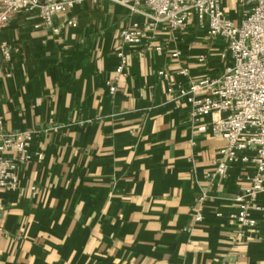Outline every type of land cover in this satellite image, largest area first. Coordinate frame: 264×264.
<instances>
[{"label":"crops","instance_id":"0c3cea01","mask_svg":"<svg viewBox=\"0 0 264 264\" xmlns=\"http://www.w3.org/2000/svg\"><path fill=\"white\" fill-rule=\"evenodd\" d=\"M223 4L238 21L239 2ZM66 16L77 25L58 17L57 34L34 28V13L0 30V42L18 48L0 55L3 131H34L31 152L42 153L18 165L16 190L0 189V264H264L263 214L251 212L261 240L236 239L228 219L238 178L253 166L236 163L225 178L213 176L226 140L167 92L169 84L178 91L221 75L231 64L220 56L224 41L193 22L184 31L149 27L145 15L106 0ZM134 21L144 35L123 46L128 64L117 73L119 31ZM183 67L188 76L177 73Z\"/></svg>","mask_w":264,"mask_h":264},{"label":"built area","instance_id":"2783aa9c","mask_svg":"<svg viewBox=\"0 0 264 264\" xmlns=\"http://www.w3.org/2000/svg\"><path fill=\"white\" fill-rule=\"evenodd\" d=\"M87 1L101 0H0V30L17 15L34 13L38 19L34 28H49L57 34L60 26L55 23L56 18L61 17L62 24L75 27V18L66 14ZM106 1L117 3L130 13L145 15L149 27L164 23L174 31H184L193 22L209 38L224 41L226 48L220 56L223 59L230 56L231 64L221 75L206 74L190 80L186 88L178 91L169 84L167 92L172 99L184 97L190 106L191 118L198 121L207 117L211 133L226 140V146L219 150L220 158L213 176L225 178L236 163L253 166L250 174L238 178L241 184L235 196L237 211L229 214L228 219L236 226V239L246 235L263 239L258 221L251 212H261L264 216V203L257 200L259 194H264V0H237L241 6L238 21L227 15L223 0ZM143 35L138 21L121 27L122 46L116 51L117 73H123L128 64V54L123 46L139 45ZM161 49V46L155 47V50ZM12 50L18 51V48L0 42V55L5 59L10 58ZM179 54L178 50L171 52L172 57ZM158 73L164 79L168 78L165 70ZM177 73L188 76L189 70L183 67ZM107 85L113 94L115 87L108 81ZM198 129L205 130L206 125H200ZM33 138L32 130L3 131L0 118V189L16 190L18 165L42 158L41 152H31ZM220 215L216 212V216ZM201 219L199 210L194 220Z\"/></svg>","mask_w":264,"mask_h":264}]
</instances>
